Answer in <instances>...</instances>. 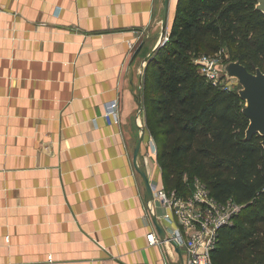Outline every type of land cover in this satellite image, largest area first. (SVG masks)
I'll use <instances>...</instances> for the list:
<instances>
[{
    "label": "crops",
    "instance_id": "obj_1",
    "mask_svg": "<svg viewBox=\"0 0 264 264\" xmlns=\"http://www.w3.org/2000/svg\"><path fill=\"white\" fill-rule=\"evenodd\" d=\"M164 3L0 0V264L183 261L148 215L134 164L148 107L142 69L178 0L166 24ZM147 133L138 160L162 185ZM151 231L164 241L150 244Z\"/></svg>",
    "mask_w": 264,
    "mask_h": 264
},
{
    "label": "trees",
    "instance_id": "obj_2",
    "mask_svg": "<svg viewBox=\"0 0 264 264\" xmlns=\"http://www.w3.org/2000/svg\"><path fill=\"white\" fill-rule=\"evenodd\" d=\"M207 13L217 18L201 24ZM244 21L250 24L247 44L263 56L264 13L256 0H178L171 36L145 71L146 127L157 146L163 185L185 194L187 181L200 177L215 198L243 204L235 222L220 229L215 264L264 263V136L244 139L249 120L239 85L214 86L194 61L196 31L216 37L224 27L236 38Z\"/></svg>",
    "mask_w": 264,
    "mask_h": 264
},
{
    "label": "built area",
    "instance_id": "obj_3",
    "mask_svg": "<svg viewBox=\"0 0 264 264\" xmlns=\"http://www.w3.org/2000/svg\"><path fill=\"white\" fill-rule=\"evenodd\" d=\"M140 35L143 31L136 30ZM130 48H135L136 41H129ZM198 69L214 86L232 88L224 78L221 68V58L217 55L201 54L194 59ZM145 62L142 75L144 77ZM107 113L118 120V104L109 103ZM142 128H146L144 119L138 117ZM147 129V128H146ZM145 129V130H146ZM153 151L157 146L152 135L147 133ZM189 192L181 193L177 189H167L163 184H153V198L147 202L148 215L154 211L157 219L165 230V239L171 241L178 248H182L183 264H215L212 251L218 244L220 229L235 222L243 208L234 197L219 200L213 196L207 183L200 177L187 181ZM150 244H161L164 239L156 232L147 234ZM164 264H171L168 259ZM264 264V263H256Z\"/></svg>",
    "mask_w": 264,
    "mask_h": 264
},
{
    "label": "water",
    "instance_id": "obj_4",
    "mask_svg": "<svg viewBox=\"0 0 264 264\" xmlns=\"http://www.w3.org/2000/svg\"><path fill=\"white\" fill-rule=\"evenodd\" d=\"M169 0H165L163 9V23H167ZM256 8L264 13V0H256ZM165 39L161 40L163 44ZM158 45V46H159ZM158 48V47H156ZM140 47L134 54H138ZM156 50V49H155ZM154 50V51H155ZM154 51L149 55L152 57ZM147 61V63H148ZM223 72L228 78H236L239 84L238 93L245 101L243 106V113L249 120L248 126L245 130V140L251 139L255 134L264 136V70L261 67H256L255 71H251L247 65L239 59L228 58L225 64H221ZM145 135V128H142L137 145L134 150V164L137 171L141 174L146 187L145 200L149 202L153 198V188L147 172L142 167L138 160L141 144ZM264 146V140H262ZM151 218L157 228L158 233L165 237V230L163 225L157 219L154 211L151 212ZM178 264H183L182 260Z\"/></svg>",
    "mask_w": 264,
    "mask_h": 264
},
{
    "label": "rangeland",
    "instance_id": "obj_5",
    "mask_svg": "<svg viewBox=\"0 0 264 264\" xmlns=\"http://www.w3.org/2000/svg\"><path fill=\"white\" fill-rule=\"evenodd\" d=\"M217 13H207L201 19V24L207 19H216ZM239 31L237 33V37L233 38L227 30L222 27L220 34L214 37L210 33H201L195 32V46L197 50V55L201 54H211L217 55L221 58V64H225L228 58H232L233 56L242 55V61L247 64L252 71H255L256 67H261L264 69V55H256L253 53L252 48L247 44V40L245 39L250 24L246 21L238 24ZM252 37V34H249ZM170 32H167L163 37V40L167 41L170 38ZM202 38L203 40H198ZM206 41H210L211 44L209 46L205 45ZM224 78L228 80L231 86H238V81L236 78H228L225 73ZM145 83V78L143 80V84ZM146 118V115L144 116ZM150 133V129H148ZM154 139V138H153ZM186 179H190L189 177H185Z\"/></svg>",
    "mask_w": 264,
    "mask_h": 264
}]
</instances>
